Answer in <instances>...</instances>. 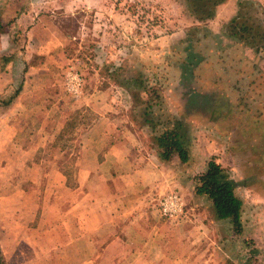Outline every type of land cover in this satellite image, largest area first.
I'll list each match as a JSON object with an SVG mask.
<instances>
[{
    "label": "rangeland",
    "instance_id": "obj_1",
    "mask_svg": "<svg viewBox=\"0 0 264 264\" xmlns=\"http://www.w3.org/2000/svg\"><path fill=\"white\" fill-rule=\"evenodd\" d=\"M131 2L157 8L168 32L175 34L168 36L158 31V39H147L145 25L138 27L132 21L131 12L127 11L126 4ZM42 6L47 11L60 14V23L68 32L77 35L78 56L71 58L60 73L64 88L65 71L68 68L76 71L81 78L82 73L90 71L89 67L98 70L102 77L100 85L107 90L108 95L110 94V102L115 109L114 119L123 124L124 129L131 131L135 145L144 153L155 152L152 147V134L139 115L133 120L135 113H131V106L124 99L118 84L106 77V68L112 64L120 66L131 54L132 58H138V62L146 64L147 67L161 69L166 66L165 56L173 53L178 55L187 46H192L195 53L210 59L211 64L202 65L199 69V80L194 74L191 75L190 70H185L183 78L172 81L166 91L168 97L164 99V105L173 117L183 118L187 124L189 161L186 164L177 163L176 174H172L176 176V180L180 179L185 184L165 194L176 192L180 196L184 204V214L180 218L187 210L186 215H198L208 220V226L211 227L210 233L206 232L208 234L204 239L195 241L191 247L192 254L187 255L184 250L185 257L182 258L186 263L191 264L199 260L198 264H264V151L256 149L261 143L258 133L263 129L260 124L264 121V55L248 51L249 49L241 43L235 45L234 39L225 38L222 27L219 30L220 26L224 27L223 21L228 18L229 13L233 12L235 15L243 7V11L250 15L258 12L264 14V0H231L225 6H219V17L215 16L205 23L194 22L190 18L184 0H48ZM12 16L9 9L3 11L0 7V17L4 22L10 23L5 31L0 30V40L6 33L16 31ZM138 28L141 33L137 32ZM95 41L99 42L100 47L94 46ZM152 50L158 51L157 54ZM96 52H101L100 56L107 57L108 62L100 64ZM209 88L217 93L223 92L224 96L232 100L231 107L215 112L213 116L216 120L200 110L186 115L187 105L184 104V99L186 101L194 97L200 105ZM82 94L83 85L79 98L68 95L71 101L79 102ZM12 95L13 93L5 96ZM3 112L0 110V116ZM254 120H259V126L254 124ZM88 123L81 122L74 129V133L66 134L63 140L67 138V141L61 138L58 144L42 148L39 151L42 158H38V161H42L47 167L51 161H56L53 159L56 154L74 152L78 137ZM261 134L264 137V132ZM210 159L220 163L239 184L236 192L243 202L240 234L233 232L227 220H212L210 204L203 198L192 197L190 182L185 181L189 175H196L205 170ZM59 161L64 167V172L68 171L70 174L66 184L71 186L74 184L73 163L64 159ZM3 175L0 173V186L15 180L18 184L16 188L19 189L18 182L24 176ZM50 196V193H44L42 202L49 204L48 207L43 205L36 212L33 211V217L28 224L24 223V219L19 221L18 208L0 203V246L8 264L87 262L82 253L84 245L73 248L67 244L66 237L78 232V219L62 217L65 207L60 205L59 222L54 221L52 213L56 212L55 207L50 205ZM187 196L190 202L187 203L188 207H185ZM62 202L60 200L61 204ZM191 209L194 212H191ZM39 227L42 230L37 233L28 231ZM56 231L59 232L60 238H53L52 241L51 234L55 236ZM32 236L36 238L33 239ZM90 249L94 252L91 247ZM199 249L203 251L198 253ZM95 257L92 254L91 262L87 264H94Z\"/></svg>",
    "mask_w": 264,
    "mask_h": 264
},
{
    "label": "crops",
    "instance_id": "obj_2",
    "mask_svg": "<svg viewBox=\"0 0 264 264\" xmlns=\"http://www.w3.org/2000/svg\"><path fill=\"white\" fill-rule=\"evenodd\" d=\"M47 1L0 0L3 11L9 9L13 15L16 28L0 40V98L15 96L10 107L0 108L4 111L0 116V173L24 176L19 189L15 180L0 186V203L18 208L19 221L28 224L33 211L48 207L42 200L44 193H50L54 221L59 222L60 205L65 207L62 217L78 219V232L66 239L70 247L84 245L85 264L91 262L92 254L94 264H188L182 258L184 250L192 254L195 241L210 233L208 220L186 215L187 210L183 219L168 217L159 207L165 193L185 184L172 176L181 163L175 159L165 163L156 152L138 149L131 131L114 119L115 109L110 94L100 85L98 70L89 67V72L82 73L81 100L71 101L60 73L78 56L79 43L77 35L60 23V14L43 8ZM219 14L218 7L216 18ZM233 16L229 13L223 23ZM94 46L100 47L99 42ZM97 53L100 64L108 62ZM81 108L96 118L79 135L74 152L56 154V161L46 167L38 161L42 158L39 151L63 140L70 114ZM60 159L73 163L71 186L66 184ZM186 198L188 207L190 198ZM52 235V241L60 238L58 231Z\"/></svg>",
    "mask_w": 264,
    "mask_h": 264
},
{
    "label": "trees",
    "instance_id": "obj_3",
    "mask_svg": "<svg viewBox=\"0 0 264 264\" xmlns=\"http://www.w3.org/2000/svg\"><path fill=\"white\" fill-rule=\"evenodd\" d=\"M184 1L190 18L196 22L205 23L214 19L217 8L227 0ZM126 5L127 11H130L133 17L132 21L138 27L145 25L147 39H158V31L169 34L164 19L158 13L157 8L140 2H131ZM244 9L243 7L238 10L225 23L223 27L224 34L234 39L236 43L243 44L254 54L264 55V14L258 12L250 15L247 11H243ZM8 24L10 23L4 22L0 17L1 31H5L9 26ZM137 32L141 33L140 28ZM193 50L192 46H187L178 55L173 53L165 56L166 66L161 69L147 67L146 64L138 62V58H132L133 56L130 54L125 63L122 62L120 66L112 64L106 68L105 72L106 77L109 80L112 79L121 88L124 99L131 106V113H135L133 120H136V116L139 115V118L143 119L145 125H147L153 137L152 147L159 158L169 164L174 159H177L181 164H186L189 161V151L186 122L183 118L173 117L164 105V99L168 97L166 92L168 86L172 81L183 78L182 75L185 70H190L191 75L194 74L195 78L199 80L198 71L201 66L212 63L210 59L200 56ZM152 52L157 54L158 51L152 50ZM249 84H252V82H249ZM201 88L203 89V87ZM207 90L208 93L202 97L204 99L200 102V105L196 103L194 97L186 101L184 99V104L187 105L185 108L186 115L192 114L195 110H200L216 120L217 118L213 116L215 112L228 110L231 107L232 100L224 96L223 92L217 93L216 90L211 91V88ZM14 97L0 98V108L10 107ZM95 118L96 116L89 109L73 112L70 114L64 130H62V137L73 132L79 123L88 121L89 125ZM258 123H260L259 120H254L256 126H259ZM88 125L86 126L88 127ZM260 127L263 128L258 133L261 143L255 148L260 149L261 152L264 151V137L261 134L264 132V121L261 122ZM138 129H141V127H138ZM258 160L260 161V159ZM64 175L69 179L70 174L68 171L64 172ZM185 181L190 182L193 196L203 198L210 204L212 220H227L235 234L241 233L243 202L236 192L239 184L220 163L216 162L215 159H210L205 170L196 175H189L188 178H185ZM0 264H8L1 249Z\"/></svg>",
    "mask_w": 264,
    "mask_h": 264
},
{
    "label": "built area",
    "instance_id": "obj_4",
    "mask_svg": "<svg viewBox=\"0 0 264 264\" xmlns=\"http://www.w3.org/2000/svg\"><path fill=\"white\" fill-rule=\"evenodd\" d=\"M83 81L81 76L72 68L65 71V88L68 94L79 98L82 93ZM159 207L161 212L168 217H180L184 214V204L176 192L162 196Z\"/></svg>",
    "mask_w": 264,
    "mask_h": 264
}]
</instances>
